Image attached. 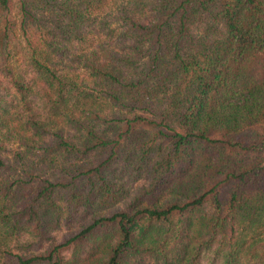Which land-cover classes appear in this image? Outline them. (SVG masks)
Here are the masks:
<instances>
[{
	"label": "trees",
	"instance_id": "trees-1",
	"mask_svg": "<svg viewBox=\"0 0 264 264\" xmlns=\"http://www.w3.org/2000/svg\"><path fill=\"white\" fill-rule=\"evenodd\" d=\"M0 264H264V0H0Z\"/></svg>",
	"mask_w": 264,
	"mask_h": 264
},
{
	"label": "rangeland",
	"instance_id": "rangeland-1",
	"mask_svg": "<svg viewBox=\"0 0 264 264\" xmlns=\"http://www.w3.org/2000/svg\"><path fill=\"white\" fill-rule=\"evenodd\" d=\"M16 56H17V53H16Z\"/></svg>",
	"mask_w": 264,
	"mask_h": 264
}]
</instances>
